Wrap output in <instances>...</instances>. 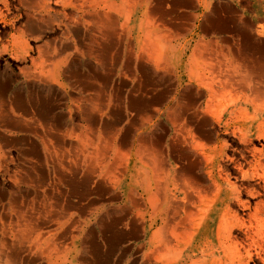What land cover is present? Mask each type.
<instances>
[{
	"label": "crops",
	"instance_id": "0c3cea01",
	"mask_svg": "<svg viewBox=\"0 0 264 264\" xmlns=\"http://www.w3.org/2000/svg\"><path fill=\"white\" fill-rule=\"evenodd\" d=\"M13 1L21 13L7 18ZM20 14L22 29L0 39V70L15 71L10 55L31 74L17 89L10 74L0 78L5 186L12 195L16 178L33 215L56 230L61 216L94 217L98 205L108 245L130 234L121 217L162 219L144 263L159 264L153 251L174 206L201 216L223 155L264 148V0H0L2 23ZM5 194L0 239L24 232ZM95 232L86 237L99 250Z\"/></svg>",
	"mask_w": 264,
	"mask_h": 264
},
{
	"label": "bare ground",
	"instance_id": "6f19581e",
	"mask_svg": "<svg viewBox=\"0 0 264 264\" xmlns=\"http://www.w3.org/2000/svg\"><path fill=\"white\" fill-rule=\"evenodd\" d=\"M222 159L214 184L206 187L213 196L201 216L181 217L178 204L164 219L153 251L159 264H264V148H241ZM15 234L19 245H11L9 256L11 264H20L24 237Z\"/></svg>",
	"mask_w": 264,
	"mask_h": 264
},
{
	"label": "rangeland",
	"instance_id": "374dc122",
	"mask_svg": "<svg viewBox=\"0 0 264 264\" xmlns=\"http://www.w3.org/2000/svg\"><path fill=\"white\" fill-rule=\"evenodd\" d=\"M13 7L11 9V13L7 18H11V16L21 13L19 10L16 9V3L12 2ZM21 14L17 21L13 22L12 24L2 23L0 19V39L6 40L11 34H17V31L22 29L20 23L21 21ZM50 26V25H49ZM53 26V25H52ZM7 28L5 35L3 34V28ZM61 26H58L60 30ZM31 48L33 45L31 44ZM34 53L32 54V52ZM37 52L35 49H31L27 53V57L31 60L36 58ZM8 57L19 61V64L15 66V71L12 69H4L0 70V78H3L7 73L11 75L13 80L16 83V88L21 86L23 82H30L27 78L31 74L22 75L20 72V58H16L15 56ZM26 64V63H25ZM33 67V66H32ZM32 69V68H31ZM31 71V70H30ZM26 86V85H25ZM1 125V123H0ZM221 135V137H217V140H224L225 137L221 134L220 130H217V134ZM3 136V135H2ZM14 144H20L22 142V133H18L13 138ZM232 136L228 134L226 137V142L228 144L227 154L230 153V140H232ZM262 143L261 140H254L253 143L255 146H259V143ZM5 144V140L0 138V152L4 153V150L1 149V146ZM213 147V146H212ZM211 148L209 156L213 153L215 154L217 148ZM207 152H209L207 148ZM4 158H0V196L2 195L3 191L6 192L5 198H10L14 205L18 207L21 213L25 216L24 217V232H23V245L21 247V258H24V264H119L120 262L124 261L125 264H144L147 260L148 250L151 247V243L149 242L151 232L155 231L162 225V219L158 218H126L121 217L122 225H120V229L122 231H130L129 235H126L118 244L110 243L109 245L105 242V236H109L107 232L105 235L98 230V226L96 223V216H102L106 218L105 212L100 210L98 205L95 206V216L90 218L85 217H78L77 219H69L64 216L62 222L60 223L59 230L53 229L51 223L43 219L42 217L33 215L32 213V204L33 201L28 203L22 195H26V191L20 186V183L17 182L16 178L9 179L12 182L14 187V193L11 195V191L5 186L4 177H3V166H4ZM2 174V175H1ZM186 182V181H185ZM40 187V186H39ZM38 187V188H39ZM35 186H33V189ZM63 189V187H62ZM35 190H37L35 188ZM180 194V197L176 198L180 199L184 195V190L176 191ZM2 199V198H0ZM5 204V201L2 200ZM199 200L195 202V205L199 204ZM135 204V203H134ZM115 207V206H114ZM114 207H109L110 209H114ZM108 208V209H109ZM94 209V210H95ZM107 209V210H108ZM18 211V210H17ZM13 216H16L13 215ZM12 216V217H13ZM28 216V217H27ZM28 218V219H27ZM1 219V218H0ZM5 219V218H4ZM29 219L32 222L37 221L39 225L38 234H30L29 233ZM140 219V220H137ZM77 220V225L74 227V221ZM110 218H107L109 221ZM72 221V222H71ZM141 222V227L136 228L134 225L135 222ZM5 228L9 227V224H5ZM72 225V226H71ZM131 227V228H130ZM1 232L3 231L2 227ZM95 229V242L99 241L100 249L97 250L96 246L92 241L90 242L88 236V231L91 229ZM73 232H69L70 230ZM12 235L14 237H12ZM2 237L0 239V260L6 258L8 253H10L11 245L18 246V236L14 234H9V238ZM7 245H8V253H7ZM22 264V263H20Z\"/></svg>",
	"mask_w": 264,
	"mask_h": 264
}]
</instances>
